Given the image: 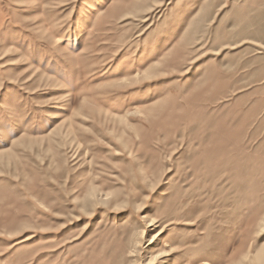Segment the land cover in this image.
<instances>
[{
    "label": "rangeland",
    "instance_id": "374dc122",
    "mask_svg": "<svg viewBox=\"0 0 264 264\" xmlns=\"http://www.w3.org/2000/svg\"><path fill=\"white\" fill-rule=\"evenodd\" d=\"M264 0H0V264H264Z\"/></svg>",
    "mask_w": 264,
    "mask_h": 264
},
{
    "label": "bare ground",
    "instance_id": "6f19581e",
    "mask_svg": "<svg viewBox=\"0 0 264 264\" xmlns=\"http://www.w3.org/2000/svg\"><path fill=\"white\" fill-rule=\"evenodd\" d=\"M260 258H263V259H264V251L261 252V256H260Z\"/></svg>",
    "mask_w": 264,
    "mask_h": 264
}]
</instances>
